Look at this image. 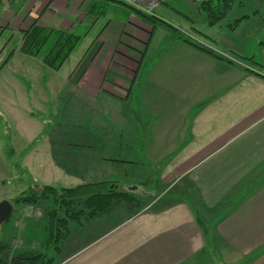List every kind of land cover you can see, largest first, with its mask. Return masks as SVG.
<instances>
[{"label": "crops", "instance_id": "crops-1", "mask_svg": "<svg viewBox=\"0 0 264 264\" xmlns=\"http://www.w3.org/2000/svg\"><path fill=\"white\" fill-rule=\"evenodd\" d=\"M174 1L162 3L154 15L171 29L115 0L0 3V22L13 30L37 21L88 29L82 40H90L66 85L17 80L15 88L24 92L25 85L30 100L41 106L61 94L57 89L68 88V118L88 114V124L93 118L98 126L88 127V135L52 128L47 136L63 132L91 139L82 146L47 137L25 149L23 168L38 184L116 182L133 196L72 225L54 264H264V71L239 60L234 42L224 37L231 59L188 41L186 31L212 37L176 10ZM241 23L237 18L226 25L236 32ZM160 28L165 33L154 44ZM22 61L26 71L33 68ZM45 90L52 96L44 98ZM22 112H15L17 125ZM49 112L60 113L52 107ZM105 121L112 123L107 127ZM40 128L36 138L44 133ZM125 136L134 144H125ZM124 149L146 160H124ZM126 162L134 163L132 171Z\"/></svg>", "mask_w": 264, "mask_h": 264}, {"label": "rangeland", "instance_id": "rangeland-1", "mask_svg": "<svg viewBox=\"0 0 264 264\" xmlns=\"http://www.w3.org/2000/svg\"><path fill=\"white\" fill-rule=\"evenodd\" d=\"M200 2L201 0H175L173 5L176 10L187 12L191 18L195 19L196 25L202 30L208 32L209 36L212 38L210 39L208 37L204 39L202 38V35L195 31H186L185 35H187L189 39L198 42L199 45L210 49L218 56L231 59L230 55L227 56V48L229 47L221 42L220 37H224V39L227 40L229 39L234 42L239 54L248 55V58H243L242 55L236 54L239 60L241 59L249 65L255 66L264 71V0H237L225 18L221 20V25L223 27H221L220 24L216 26L208 24L206 14L204 11L202 12V9L200 8ZM241 2L244 3L241 5ZM135 12L137 11L135 10ZM169 12L173 17L178 19L181 18L178 13H175L174 11ZM246 16L249 17L246 18ZM237 18H242L241 25L236 29V32L235 30L230 31L226 24L235 23ZM233 27L237 28V25L234 24ZM23 28L13 30L12 27H8L3 22H0V48L6 45L5 43L10 35H15L13 41L8 44V47L2 54L11 49L12 44L21 41L22 31L27 29L26 27ZM163 28L158 29L154 44L159 42L162 35H164L165 30H163ZM207 39L210 42L217 44L218 47L208 42ZM213 39H215V41H213ZM87 41L88 43H86ZM89 41L90 40L85 39L80 41L78 46L72 52V56L58 70L48 66L37 56H27L18 51V56L13 58V62L6 64V66L0 71V202L4 199H8L13 203L11 217L0 223V241L7 244L6 247L9 249L8 256L10 257L25 252L37 251H46L47 254L53 257L58 251L55 242H48L52 230V215L50 210L51 206H53V202L51 200H44L42 202L36 200L34 203H16L13 201V198L26 190L29 185L37 182V178L32 174L27 173L23 168V155L26 154L24 152L25 149L27 147H35L36 145H39L37 143H40V141L44 143L43 141L47 140V137L55 140V142L58 140L59 143L62 144L69 142L83 146L88 144V139H91L90 136H86L88 135V133H86L88 127L96 129L98 126L97 124L99 123L98 119L92 118L89 121L90 124H88V114H81L80 116L84 117L82 119L73 120L68 118V113L71 112V109L70 111L68 109L70 107V102L67 99L68 88L57 89L61 91V94L57 98L56 96L50 97L48 103L41 106V103L38 104L36 101L30 100L25 90V85H23V92L17 87L15 88V82L20 80L22 84L23 82H26V85L35 84L37 82L38 86L39 82L48 81L66 85L69 80H73L71 75L73 71V62L79 60L80 56L85 52ZM3 56L4 55H0V62ZM22 60H25L27 64L33 68L28 66L30 70L28 69V71H26L25 69H27V67L22 65ZM35 90L36 92L43 91V89L41 88L40 90L39 87ZM41 94L43 96V93ZM36 95H38V93ZM48 96H52L50 91H46L44 98H48ZM14 105H17V108L21 111H23L24 108V112L28 109L25 114H23V112L21 113V116L19 117L20 119H17L19 122L18 125L17 121L15 122V112H17L18 109ZM49 107L59 109L60 113L57 114V117H53L52 114H49L51 113L49 112ZM15 108L17 109L16 111ZM136 108L137 106L134 101V103H131L130 107H128V112H132L131 115L128 116L134 117V112L137 110ZM32 112H35V114L32 115ZM51 116L53 118H51ZM47 118L51 119L48 120ZM26 121L29 122L30 126L27 125L28 123ZM133 121H135V119ZM105 122L106 124H104V126L107 127L112 123ZM136 122L141 126L139 121L136 120ZM40 125V130H44V133L36 138L35 135H39L36 133V130ZM113 127H115V125H113ZM52 128L60 129L62 131L69 128H76L80 133L86 135L69 136L62 134L63 132H61L56 136H47L46 134H48ZM120 138L125 141V144H134L133 142H130L132 137L125 136ZM78 154L80 153L78 152ZM121 157L127 161L137 160L139 162L140 160H146L143 153L129 152L127 149L123 150ZM136 157H139V159H135ZM133 164L134 163L126 162L128 168H131V165ZM130 170L132 171L133 168ZM121 176L122 175H118L116 178L122 179ZM124 176L127 177H124L127 180L132 179L131 174ZM56 185L66 186L63 183H56ZM77 208L83 209L86 208V205L80 203L77 205ZM58 211H60V215L63 214V211H61L60 208ZM86 222H88V220H83V222L79 223ZM74 224L75 222H72L71 226ZM2 250L3 249L0 248V258L3 256Z\"/></svg>", "mask_w": 264, "mask_h": 264}, {"label": "trees", "instance_id": "trees-1", "mask_svg": "<svg viewBox=\"0 0 264 264\" xmlns=\"http://www.w3.org/2000/svg\"><path fill=\"white\" fill-rule=\"evenodd\" d=\"M2 0H0L1 3ZM117 1V0H115ZM237 0H201L200 8L205 12L210 24L220 22L230 11L231 7ZM119 2V1H118ZM148 20L160 23L168 28H172L168 23L157 19L154 15L146 14L137 10ZM88 29L81 31L68 30L62 28H51L37 21L33 22L26 30L22 31L20 42L12 44L11 49L3 47L0 55H4L0 62V71L3 66L11 59L16 50H20L25 54L37 56L43 60L48 66L58 70L68 60L72 52L78 46L83 36L87 34ZM15 35H10L6 41V46L11 43ZM191 43L213 53L191 39H187ZM215 54V53H213ZM41 189V190H40ZM132 194L122 189L121 185L116 182H99V183H81L72 186H55L49 184L33 183L22 191L18 196L13 198L14 202L34 203L36 200L40 202L44 200L52 201L50 213L52 215V230L50 242H55L56 248H60L64 240L70 233L72 222L79 223L83 220L100 214L102 209L114 208L123 202H132ZM86 205V208H77L78 204ZM63 214L60 215V211ZM59 213V215H58ZM7 244L0 241L2 248V258L0 264H54V258L46 253V251L25 252L10 257ZM6 247V248H5ZM5 255V256H4Z\"/></svg>", "mask_w": 264, "mask_h": 264}, {"label": "built area", "instance_id": "built-area-1", "mask_svg": "<svg viewBox=\"0 0 264 264\" xmlns=\"http://www.w3.org/2000/svg\"><path fill=\"white\" fill-rule=\"evenodd\" d=\"M146 14L155 15L156 9L168 0H117Z\"/></svg>", "mask_w": 264, "mask_h": 264}, {"label": "water", "instance_id": "water-1", "mask_svg": "<svg viewBox=\"0 0 264 264\" xmlns=\"http://www.w3.org/2000/svg\"><path fill=\"white\" fill-rule=\"evenodd\" d=\"M13 212V203L8 200L4 199L0 202V223L8 220Z\"/></svg>", "mask_w": 264, "mask_h": 264}]
</instances>
